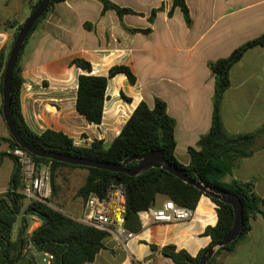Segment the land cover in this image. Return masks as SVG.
Here are the masks:
<instances>
[{
	"label": "crops",
	"instance_id": "0c3cea01",
	"mask_svg": "<svg viewBox=\"0 0 264 264\" xmlns=\"http://www.w3.org/2000/svg\"><path fill=\"white\" fill-rule=\"evenodd\" d=\"M28 1L0 0L1 26H7L13 18L28 16L32 5ZM88 1L66 0L56 5L33 33L23 58L27 73L21 102L26 123L36 133L61 131L80 147H88L96 140L108 147L142 101L153 108L155 99L160 98L176 121V155L189 165V148L197 147L213 121L215 77L209 63L229 57L240 46L264 34V0H186L191 25L180 8L169 16L173 0H153L151 13H143L124 0H110L136 13L122 19L114 10L103 14L101 2L94 17H88ZM159 8L162 10L154 23L147 24L152 11ZM147 28H151V33L128 30ZM78 37L85 39L81 47L76 44ZM75 58L89 61L96 76L107 77L112 67L126 65L137 77L135 85L122 74L109 79L101 125H90L76 110L78 77L83 71L72 65ZM69 76L75 81L71 92L63 86ZM44 80L51 81V85L57 81L60 89L44 88ZM52 89L56 91L51 92L54 99L46 98ZM222 117L226 130L232 134L255 132L264 125V47L249 50L231 70V87L223 98ZM0 124V138L9 137L1 116ZM260 145L263 148L242 160L222 182L228 185L234 180L254 181L257 193L264 198V136ZM0 150L7 151L8 145L3 144ZM7 160L11 159L5 158L0 170ZM14 167L13 162L9 185L1 186L0 192L9 189ZM60 169L69 171L66 167ZM167 200L159 195L154 207H162ZM195 212L193 220L173 223H155L140 214L143 230L139 234L122 241L109 236L105 248L88 264H175L160 250H153L152 245H175L196 257L211 244L205 231L218 223L217 205L203 196ZM39 225L36 222L28 234ZM215 264H264V218L254 219L248 240L233 253L218 254Z\"/></svg>",
	"mask_w": 264,
	"mask_h": 264
},
{
	"label": "trees",
	"instance_id": "16d2710c",
	"mask_svg": "<svg viewBox=\"0 0 264 264\" xmlns=\"http://www.w3.org/2000/svg\"><path fill=\"white\" fill-rule=\"evenodd\" d=\"M65 1H51L46 13L34 25L21 51L11 88V113L19 134L35 148L109 164H122L128 158L154 150L163 152L168 163L187 173L190 178L200 180L209 187L232 192L240 199L244 213L243 231L236 241L218 249L208 264H215L216 256L220 253L235 252L239 244L248 240L253 228V220L258 217L264 218V198L257 193L254 181L234 180L226 185L222 180L232 174L242 160L251 158L260 148H263V146H259V142L264 136V125L255 132L232 134L224 126L222 104L225 93L231 87V70L249 50L259 46L264 47V34L240 46L229 57L209 63L211 73L215 77L212 126L209 132L200 138L197 147L189 148L191 161L189 165H184L176 155V121L169 115L167 103L160 98L155 99L153 108L142 101L118 137L108 147L102 140H96L88 147H80L75 144L73 138L61 131L48 129L42 133H36L28 126L21 102L22 88L25 83L22 61L33 33L55 6ZM99 1L103 5V14L114 10L121 19L127 14H136L132 9L121 7L110 0ZM41 2L42 0H37L32 4L31 11L33 12ZM176 8L183 11L187 24L191 25L192 20L186 0H173L169 16L173 15ZM160 10L162 8L152 11L149 18L151 24L154 23ZM89 25L87 24V27ZM10 27H17L16 40L23 24H13ZM2 29L0 24V33ZM4 29H8V26H5ZM128 30L132 33L145 34L152 31L151 28ZM9 54L6 47L0 51V95L2 96L4 73ZM72 65L83 71L78 77L76 110L90 125H101L103 122L109 79L122 74L128 78L131 85L137 83V77L126 65L112 67L107 77L93 75L92 64L83 58H75ZM123 97L125 100L131 101L130 98L124 95ZM0 115L3 117V105L0 106ZM3 144H7L10 150L20 148L11 135L0 138V148ZM29 155L39 165L42 163L51 164L53 187H55L56 174L60 168L86 169L88 177L77 194L85 202L91 194L102 198L106 197L109 188L116 181L124 184L126 188L125 228L133 234H139L143 230L140 214L153 208L159 195L166 196L178 206L190 209H196L203 196L209 197L217 205L218 223L214 227L209 226L205 231V235L211 238L208 248L221 241L233 227L235 214L231 205L211 198L200 189L183 182L164 169H150L146 173L134 177L126 173L68 165ZM5 158L12 159L15 167L9 191L5 196L0 197V264H18L24 257L30 260L29 264H37L35 252L41 255L46 253L53 255V264H88L95 261L97 255L105 248L104 242L109 237L108 234L65 214L55 208L49 199L46 202L34 200L26 204V197L18 192L24 188L21 166L12 153L0 151V165ZM137 164V161H133L127 167L132 169ZM22 213L24 217L18 236L14 240V228ZM29 216L40 221V225L31 235L28 234ZM29 245L31 248L27 249ZM151 248L160 250L175 264H199L203 254L208 250L206 248L198 256L193 257L186 250L178 249L175 245H167L162 248L152 245Z\"/></svg>",
	"mask_w": 264,
	"mask_h": 264
},
{
	"label": "water",
	"instance_id": "95a60500",
	"mask_svg": "<svg viewBox=\"0 0 264 264\" xmlns=\"http://www.w3.org/2000/svg\"><path fill=\"white\" fill-rule=\"evenodd\" d=\"M52 0H42L40 5L31 13L29 18L23 24L13 47L10 51L9 58L4 73V83H3V118L6 126L9 130L10 135L16 140L19 147L25 150L27 153L34 155L36 157L50 159L57 162H62L68 165L96 168L100 170H106L114 173H126L130 176H139L146 173L150 169H164L170 174L181 179L183 182L195 186L196 188L203 191L205 194L211 198L220 200L223 203L229 204L234 209L235 220L232 229L222 238L221 241L213 244L208 250L203 254L199 264H208L211 259L216 254L217 250L226 247L236 241L241 235L244 228V213L243 205L240 199L232 192L209 187L203 184L200 180H194L189 177V175L168 163L165 159L163 152L159 150H154L147 152L140 156H135L128 158L122 164H109L104 162H97L93 160H88L79 157L67 156L59 154L56 152L41 150L30 145L25 139L19 134L16 129L12 113H11V88L12 81L15 73V69L23 49V46L32 31L34 25L39 21V19L46 13ZM137 161L138 164L132 169L127 166L133 162ZM115 185H120L119 181L115 182ZM30 260L24 257L18 264H29Z\"/></svg>",
	"mask_w": 264,
	"mask_h": 264
},
{
	"label": "built area",
	"instance_id": "2783aa9c",
	"mask_svg": "<svg viewBox=\"0 0 264 264\" xmlns=\"http://www.w3.org/2000/svg\"><path fill=\"white\" fill-rule=\"evenodd\" d=\"M125 115V114H123ZM18 160L24 182V188L19 190L29 201L46 202L53 194L51 164H37L35 160L23 149H8ZM9 189L0 192V197L5 196ZM125 199L126 188L124 184H113L102 198L91 194L86 201L84 215L78 220L83 224L105 232L118 241L122 238H132L133 233L125 228ZM142 218L155 223H173L191 221L195 218V209L178 206L171 200L165 201L162 207H153L142 212ZM29 245L27 249H30ZM54 256L46 253L43 255V264H53Z\"/></svg>",
	"mask_w": 264,
	"mask_h": 264
},
{
	"label": "rangeland",
	"instance_id": "374dc122",
	"mask_svg": "<svg viewBox=\"0 0 264 264\" xmlns=\"http://www.w3.org/2000/svg\"><path fill=\"white\" fill-rule=\"evenodd\" d=\"M124 1L128 5H131L132 7L140 9L141 11H143V13H151V9L149 10V7H150V5H152L151 3H153V0H151V1L150 0H124ZM31 3L34 4L35 2H32V0H29L28 4L30 5ZM100 5H101L100 1H98V0H89L87 3L88 9H89L88 10V14H89L88 17H94V15L97 13L98 9L100 8ZM31 13H32V11L29 12L28 16L18 17L19 19L13 18L7 24L8 29H4L5 26H2L3 29L1 30V33H0V51L3 47H6L7 53H10V51L12 49V45L15 41V33L17 31V27L12 28L10 26H12L13 24H15V25L24 24L26 22V20L29 18V16L31 15ZM135 20H137V18ZM147 24H150L149 19L147 21ZM76 40H77V43L76 42L75 43L77 45H79V47H81L85 42V39L83 37L82 38L78 37V38H76ZM77 49H78V47H77ZM71 50L74 51L76 49H68V51H71ZM22 68H23V77H24L27 73V67H26V63H25L24 59L22 61ZM50 82L51 81L44 80L42 82L43 87L44 88H47V87L49 88L51 86L52 87H58L57 81H54L53 85H51ZM63 83H64L63 84L64 88H69V92H71L72 88L74 87L75 81L73 78H71L69 76V78H67L66 82H63ZM58 89H60V88L58 87L57 90ZM48 92L51 93V92H56V91L54 89H52ZM46 98H53L54 99L53 93H51L50 95H47ZM2 105H3V96L0 95V106H2ZM4 123H5V121H4ZM5 126H6V123H5ZM2 129H3V127L0 124V132ZM7 151H5V152H7ZM66 168L69 171L63 172L61 169L58 170V172L56 174V178H55V187H53V194H52V197L49 198V200L51 201L52 205L55 208L61 210L62 212H64L67 215H70L74 218L79 219L80 217H82L84 215V206L86 205V202L84 201L83 198L78 197L77 194H78L79 189L86 182V179H87L86 175H87L88 171L86 169H81V168H78L77 171H73V170H75L74 168H69V167H66ZM12 171H13V160L12 159L7 160L6 163L4 164V166L0 170V187L9 185L8 184L9 177L12 174ZM25 203L28 204V203H30V201L26 200ZM23 217H24V214L22 213L19 216L17 224L15 225V228H16L15 229V237L18 236ZM28 220L30 222V227H29L28 231L35 226L36 222H40L37 218L30 217V216L28 217ZM42 258H43V256L41 254L36 253L37 264H43Z\"/></svg>",
	"mask_w": 264,
	"mask_h": 264
}]
</instances>
